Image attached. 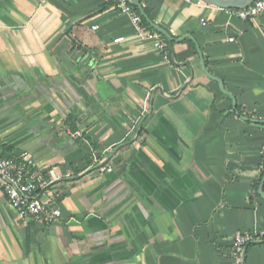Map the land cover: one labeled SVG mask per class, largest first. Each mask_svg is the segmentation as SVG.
<instances>
[{
	"label": "crops",
	"instance_id": "1",
	"mask_svg": "<svg viewBox=\"0 0 264 264\" xmlns=\"http://www.w3.org/2000/svg\"><path fill=\"white\" fill-rule=\"evenodd\" d=\"M141 1L169 63L103 0H0V157L64 191L40 225L0 190V264H234L235 234L264 232V15Z\"/></svg>",
	"mask_w": 264,
	"mask_h": 264
},
{
	"label": "built area",
	"instance_id": "2",
	"mask_svg": "<svg viewBox=\"0 0 264 264\" xmlns=\"http://www.w3.org/2000/svg\"><path fill=\"white\" fill-rule=\"evenodd\" d=\"M103 1L112 5L121 15L127 16L135 31L153 41L154 49L162 55L165 62H170V50L168 44L163 41V36L154 30L150 33V28L144 23V17L131 0ZM228 13L242 21L255 20L264 15V0H253L248 7L228 10ZM74 137H81V133H75ZM95 163L99 161L96 159ZM101 171L111 172L106 167H102ZM0 190L21 220H32L40 225H53L62 217L60 208L64 198L62 186L40 174L32 175L27 161L0 157ZM259 237H264V232L235 234L232 250L234 264H244L246 248Z\"/></svg>",
	"mask_w": 264,
	"mask_h": 264
},
{
	"label": "water",
	"instance_id": "3",
	"mask_svg": "<svg viewBox=\"0 0 264 264\" xmlns=\"http://www.w3.org/2000/svg\"><path fill=\"white\" fill-rule=\"evenodd\" d=\"M201 2H204L206 4L209 5H213L216 6L218 8L224 9V10H236V9H244L246 7H248L253 0H200ZM132 4L139 10V12L141 13V15L144 17V19L147 21V23L158 33H160L161 35H163L170 44L174 43V38L165 30H163L162 28H160L159 26H157L150 18L149 16L146 14L142 4H141V0H131ZM188 38L192 39L191 36H187ZM184 39L178 40L177 42H181ZM197 51L200 55L201 61H202V65H203V69L207 75V77L215 82H217L222 91H224V84L223 82L218 79L213 77L212 75H210L207 70L206 67L204 65V58L203 55L200 51V48L197 46ZM88 51H86L85 49L79 50V48H75L72 52H71V59L74 62V64H79L81 66L85 65L88 63V58H86V53ZM21 92H24V89L21 90ZM15 100H17V98H14ZM90 111H87L86 115L82 116V118L79 119V122L82 123L83 120L86 118V116L90 115ZM97 122V118L95 120H92L91 122L85 124V127H88L91 123ZM263 187H264V181L261 187V193H263Z\"/></svg>",
	"mask_w": 264,
	"mask_h": 264
},
{
	"label": "trees",
	"instance_id": "4",
	"mask_svg": "<svg viewBox=\"0 0 264 264\" xmlns=\"http://www.w3.org/2000/svg\"><path fill=\"white\" fill-rule=\"evenodd\" d=\"M141 4H143V1H141ZM144 10H145L146 14L149 16V18H151L150 10H149L148 8H145V7H144ZM144 23H145V25L148 26L151 30H153V28L150 27V25L147 23V21H146L145 19H144ZM166 43H167L168 46L170 47L171 44H170L169 42H167V40H166ZM189 43H190V46H191L192 48H195V45H194L192 42L189 41ZM235 111H236V112H239L238 109H236ZM239 115H240V114H239ZM66 124L69 125L71 131H72L74 134L77 133V132L79 131V128L76 126L77 123H76V120H75L74 116H72V115L67 116Z\"/></svg>",
	"mask_w": 264,
	"mask_h": 264
}]
</instances>
